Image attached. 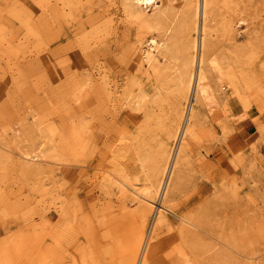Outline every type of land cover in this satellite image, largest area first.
Masks as SVG:
<instances>
[{"label":"rangeland","instance_id":"obj_1","mask_svg":"<svg viewBox=\"0 0 264 264\" xmlns=\"http://www.w3.org/2000/svg\"><path fill=\"white\" fill-rule=\"evenodd\" d=\"M201 2L0 0V264H264V0H207L192 112Z\"/></svg>","mask_w":264,"mask_h":264},{"label":"bare ground","instance_id":"obj_2","mask_svg":"<svg viewBox=\"0 0 264 264\" xmlns=\"http://www.w3.org/2000/svg\"><path fill=\"white\" fill-rule=\"evenodd\" d=\"M139 1H140V3H148L151 0H139ZM167 15H168L167 13H163L162 15L156 16L154 18L153 25L155 27H159L160 25H162L161 23H162L163 19L165 17H167ZM194 17L196 19V37L192 40L191 45H190V47L192 49V54L188 58L184 59L183 64H182V68L179 69L180 71H178L179 73L177 74V75H179V76H177V80H178V82L180 83L181 86L185 87V92H186V96L187 97L192 95L191 93L195 91V98H194V102H193V106H192V112H193L195 101H196V99L198 98V96H199V94L201 92L202 85H203V82L205 80V73H206V71L204 69V58L203 57H201V58L199 57L200 59L198 60V58H197L198 55L197 54H198V49H199V34H198V31L200 29L202 31V34L200 36V40H201L200 43H201V48L202 49L205 48L204 45L206 44L205 42H207V41H205V39L207 38L206 35H205V33H206V17H207V0H202L201 4H196L195 5V7H194ZM147 47H148V49L144 52V62H145V64L147 66H150V65H153V64L160 65L163 62V59H164L163 54H164L165 51L168 50V46L164 45V42H162L159 45L156 40H152L151 42L147 43ZM152 52H154V53H152ZM210 62H211L210 65H211L212 69L213 70H217L219 75L222 76V73L220 71V67L217 65V63H215L214 61H210ZM187 111H188V109H187ZM184 132L185 133H183V138L181 139L182 142L185 139L187 131H184ZM178 134H179V131L174 136V142L177 141L178 136H179ZM120 152H123V150L120 151ZM139 154L140 155H138V154H136V155L133 154V155L135 156L134 157L135 162L139 161V162H142V164H144V166L142 165V170L145 168L144 170H147V173H148L149 171L147 169V165L153 171L157 170V164L154 163L153 161L148 160L149 156H147L148 159L145 160V157L143 159V156H141L142 154L141 153H139ZM21 156L23 158V162L25 163V165H27V164L30 165V163H31L30 161L33 158L30 157V155L28 153H25V152H22ZM39 156H40L41 159H44L45 152L40 151ZM119 156H120V154H119ZM119 156H117V158ZM114 158L116 159V156ZM132 159H133V157H132ZM171 159H172V154H169L167 156L166 162L163 165V168L160 171V174L163 175L164 179L162 178L160 183H159V186L157 187V189H154L155 190L154 191V193H155L154 198H150V192H151L150 189H149V191H150L149 192V191H146L145 189L138 188L135 185L136 189H135V191H133V193L136 196V198H138L143 204H147V205H149L152 208H156L155 202H156V199L158 198V196L160 195L162 190H163V196L164 197L166 196V194H167V192L169 190V187H170V181L169 180H170V177L172 175ZM151 160H154V158L151 159ZM120 165H122V164H120ZM128 165H129V163H128ZM121 167L123 168V166H120V168ZM122 168H121V170H122ZM130 169H128V170H130ZM151 169H150V171H151ZM130 171H132V169ZM129 172H128L129 176L132 178V180L136 184L141 181L142 177L140 178L141 175L139 176L140 173L142 174L141 171H137V170L135 171V169H134V171H132V173H129ZM126 174H127V172H126ZM165 177H166L167 181H165ZM121 183L124 184L123 182H121ZM152 190H153V188H152ZM162 209L163 208L161 206L159 208V211L162 210ZM147 247H148V244H147ZM146 254H147L146 251H144L143 258L146 256Z\"/></svg>","mask_w":264,"mask_h":264}]
</instances>
